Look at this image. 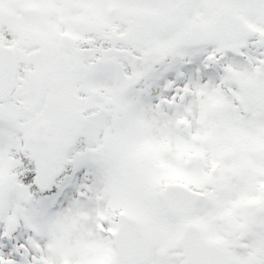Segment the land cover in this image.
<instances>
[{
    "label": "snow or ice",
    "instance_id": "1",
    "mask_svg": "<svg viewBox=\"0 0 264 264\" xmlns=\"http://www.w3.org/2000/svg\"><path fill=\"white\" fill-rule=\"evenodd\" d=\"M0 264H264V0H0Z\"/></svg>",
    "mask_w": 264,
    "mask_h": 264
}]
</instances>
